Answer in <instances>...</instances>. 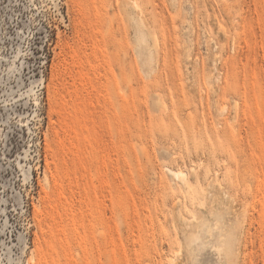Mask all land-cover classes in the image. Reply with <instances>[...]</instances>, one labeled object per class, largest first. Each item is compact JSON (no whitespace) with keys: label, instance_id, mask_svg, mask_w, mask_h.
<instances>
[{"label":"rangeland","instance_id":"1","mask_svg":"<svg viewBox=\"0 0 264 264\" xmlns=\"http://www.w3.org/2000/svg\"><path fill=\"white\" fill-rule=\"evenodd\" d=\"M0 264H264V0H0Z\"/></svg>","mask_w":264,"mask_h":264},{"label":"bare ground","instance_id":"2","mask_svg":"<svg viewBox=\"0 0 264 264\" xmlns=\"http://www.w3.org/2000/svg\"><path fill=\"white\" fill-rule=\"evenodd\" d=\"M169 170H170V169H169ZM173 170H174V169H173ZM171 171H172V170H171ZM176 173H177L178 175H182V176L185 174L182 170H180V171H178V172L176 171ZM173 174H174V173H173ZM186 175H187V174H186ZM182 176H181V177H182ZM185 177H186V176H185ZM183 179H184V178H183ZM184 180H185V179H184Z\"/></svg>","mask_w":264,"mask_h":264}]
</instances>
